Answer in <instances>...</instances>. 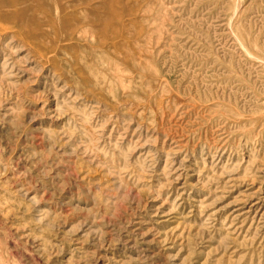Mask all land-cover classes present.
Wrapping results in <instances>:
<instances>
[{"label": "rangeland", "instance_id": "rangeland-1", "mask_svg": "<svg viewBox=\"0 0 264 264\" xmlns=\"http://www.w3.org/2000/svg\"><path fill=\"white\" fill-rule=\"evenodd\" d=\"M23 6L0 264H264V0Z\"/></svg>", "mask_w": 264, "mask_h": 264}, {"label": "bare ground", "instance_id": "bare-ground-1", "mask_svg": "<svg viewBox=\"0 0 264 264\" xmlns=\"http://www.w3.org/2000/svg\"><path fill=\"white\" fill-rule=\"evenodd\" d=\"M29 2V0H0V17L3 18H7L10 20H17V21H22L23 22H27L29 23V19L25 17V10L26 11L29 9L28 7H25L23 5H26ZM18 6H20V9L17 10L16 13L10 14V13H5L3 11L4 8H19ZM13 32L12 30L8 29V28H2L0 30V35H4V34H9Z\"/></svg>", "mask_w": 264, "mask_h": 264}]
</instances>
